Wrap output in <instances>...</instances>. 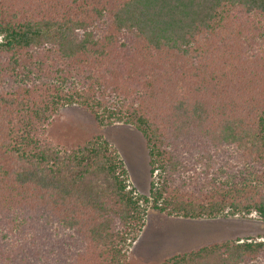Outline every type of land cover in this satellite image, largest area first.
Segmentation results:
<instances>
[{
	"label": "trees",
	"instance_id": "trees-1",
	"mask_svg": "<svg viewBox=\"0 0 264 264\" xmlns=\"http://www.w3.org/2000/svg\"><path fill=\"white\" fill-rule=\"evenodd\" d=\"M0 264H121L168 217L264 220V0H0ZM133 125L138 196L102 135L45 138L62 108ZM163 264H264V238Z\"/></svg>",
	"mask_w": 264,
	"mask_h": 264
},
{
	"label": "rangeland",
	"instance_id": "rangeland-1",
	"mask_svg": "<svg viewBox=\"0 0 264 264\" xmlns=\"http://www.w3.org/2000/svg\"><path fill=\"white\" fill-rule=\"evenodd\" d=\"M2 38L0 37V42ZM102 135L115 146L123 159L129 184L138 196L150 197L152 176L146 140L133 125L116 123L101 126L94 115L78 106L62 108L51 121L45 138L63 148L82 145ZM145 227L133 245H128L121 264H163L177 255L204 246L237 239L264 238V220L247 217L184 219L168 217L142 203Z\"/></svg>",
	"mask_w": 264,
	"mask_h": 264
}]
</instances>
